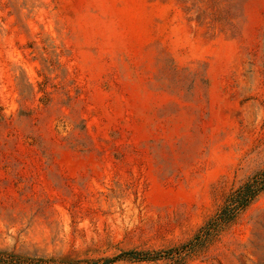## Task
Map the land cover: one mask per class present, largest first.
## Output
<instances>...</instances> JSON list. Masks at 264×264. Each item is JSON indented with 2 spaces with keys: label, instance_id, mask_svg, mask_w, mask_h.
Wrapping results in <instances>:
<instances>
[{
  "label": "rangeland",
  "instance_id": "rangeland-1",
  "mask_svg": "<svg viewBox=\"0 0 264 264\" xmlns=\"http://www.w3.org/2000/svg\"><path fill=\"white\" fill-rule=\"evenodd\" d=\"M263 171L264 0H0V248L264 264Z\"/></svg>",
  "mask_w": 264,
  "mask_h": 264
},
{
  "label": "trees",
  "instance_id": "trees-1",
  "mask_svg": "<svg viewBox=\"0 0 264 264\" xmlns=\"http://www.w3.org/2000/svg\"><path fill=\"white\" fill-rule=\"evenodd\" d=\"M264 191V171L254 175L246 183L240 186L237 190L232 192L225 203L214 218H212L202 229L203 236L198 234L190 244H194L201 240L206 241L215 231H217L222 225H225L232 221L235 213L240 209L246 207L260 192ZM200 235V236H199ZM128 256H134L136 254L126 253ZM53 260L44 257L30 256L28 254L15 251L14 249L8 250L0 248V264H53ZM73 263V261H70ZM61 264H72V263ZM110 261L106 260L105 264ZM92 264H96L93 262Z\"/></svg>",
  "mask_w": 264,
  "mask_h": 264
}]
</instances>
